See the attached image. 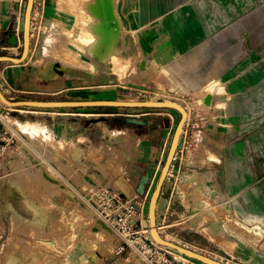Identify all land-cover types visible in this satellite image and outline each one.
Returning a JSON list of instances; mask_svg holds the SVG:
<instances>
[{"label": "rangeland", "instance_id": "rangeland-1", "mask_svg": "<svg viewBox=\"0 0 264 264\" xmlns=\"http://www.w3.org/2000/svg\"><path fill=\"white\" fill-rule=\"evenodd\" d=\"M69 1H36L24 72L32 77L34 71V89L41 92L13 91L6 97L184 103L192 121L165 182L159 208L165 223H157L158 231L224 264H264V0H210V8L204 0H77L89 3L88 18ZM27 2L8 0L22 4L24 15L10 33L17 45L0 43V56L22 55ZM174 21H209L212 29L199 45H179L171 56L168 28ZM76 30L96 32L82 38ZM224 34L228 43L208 45ZM201 37L196 31L195 39ZM92 45L103 51L98 56L93 49L99 57L93 69L76 61ZM203 50L214 62L206 79L191 78L197 87L188 90L181 83L185 75L170 71V59L192 75ZM144 58L148 71L139 67ZM209 93L210 106L204 103ZM158 112L11 108L0 100V264H205L163 245L171 253L156 257L140 255L132 246L142 238L156 244L144 223L181 119L171 109L168 115ZM204 147L220 155L219 164H207L210 153ZM186 173L197 176L186 182ZM104 189L129 202H98L94 194ZM61 193L66 194L62 201ZM11 205L21 217H13ZM57 206L61 209L54 212ZM106 211L123 221L105 218Z\"/></svg>", "mask_w": 264, "mask_h": 264}, {"label": "crops", "instance_id": "crops-1", "mask_svg": "<svg viewBox=\"0 0 264 264\" xmlns=\"http://www.w3.org/2000/svg\"><path fill=\"white\" fill-rule=\"evenodd\" d=\"M36 1L37 0H35V6H34L33 14H35V11H36ZM203 3H204V6L206 8H210V0H208V1L204 0ZM69 5H71L74 8L81 9L82 13H83L82 16L87 15V18L89 15L92 14V12L89 13L87 10L84 9V7L88 8L89 3H87V2L84 3V2H77V0H70ZM12 6H16V7L18 6V12H17V10L12 11V8H13ZM23 11H24V8H23L22 4L8 3V0L7 1L6 0L0 1V14H1L0 15V18H1V22H0L1 41H0V43L5 42V43H8L9 45H12V44H10V41H11V38H10L11 34L10 33L19 29L20 24H22V17L24 15ZM12 19H13V21H12ZM81 19H80V21H81ZM33 20H34V17L32 15V21ZM8 24H9V26H8ZM89 24H91V23H89ZM5 28H6V31L4 32L3 29H5ZM214 28H217V27H214ZM211 29H212V27H211V24L209 21H202V22L201 21L200 22L199 21H197V22L196 21H185V22L174 21V22H171L170 27L168 28V30L170 31V36H171V40H172L171 41L170 55L173 56L174 52L176 54L178 53V46L179 45H185L186 47H188V49H190V47H194V46L199 45L200 41H203V40L205 41L206 37H208L210 35ZM196 31H202L203 37L195 39ZM76 32L78 34H80L82 36V38H88V37H92L95 34L94 32H96V31H92V32L87 31V32L83 33L80 30H78V31L76 30ZM5 35H8L9 39H7V38L4 39ZM224 35L225 36L222 38L221 37H215L213 40H208V45L211 46L212 42L213 43H219V44L222 42L228 43V40H230V39L226 38V36H227L226 34H224ZM112 38H114V37H112ZM91 43H93V42H91ZM93 45L90 47L91 48L90 53H88L89 49L88 48L86 49L87 52H86L85 57H83V55H81V57L76 55V61H78L80 59L82 62H85L87 65L90 64V67L92 69L95 66L93 59L99 58L98 56L96 58H94L93 49L95 48L94 50L96 52L95 53L96 55H98V50H97V46H93ZM203 46H205V43H203ZM186 52L190 53V51H188V50H183L182 53H186ZM30 53H29L27 60L24 63H21V64H15V63H10V62L0 63V87H1L4 94H6V95L9 93L11 94L13 91L17 92L19 94H31V93L33 94L35 92L40 91V89H39V91H36L34 89L36 86L35 85L36 83H35L34 71L32 73V77L29 75L28 70L26 73L24 72L26 70V68L29 66V60L31 58ZM54 54H55V52L53 51L52 55H54ZM196 58H195V60L198 62L197 63L198 72H195L192 75H188L185 71L184 72L190 79L193 77L195 79H197V78L198 79H206L205 70H207L208 67L211 66V63L214 62L213 58L211 56V53L209 52V50H206V51L203 50L201 57L198 59H196ZM143 60L147 61L148 68H150V64H149L148 59L144 58ZM170 60H171L172 65H173L175 57H171ZM48 61H50V60H48ZM50 72L53 73V71L51 69H50ZM208 78H209V76H208ZM207 95H212V94L209 93ZM207 95H205V97ZM205 97H204V99H205ZM163 101H175V100L164 99ZM213 101H214V97L212 96V102ZM177 103L184 106L186 108V110L188 111V119H187V122H186L185 127H184V131L182 134L185 136L189 130L188 128H189L190 122L192 121V115H191L189 108L186 107L184 103H181L179 101H177ZM163 110L167 111L170 109H161L162 112H158V114H160V115H166L167 114L168 115V113L163 111ZM173 111H175V110H173ZM176 112H178V111H176ZM170 115L172 116V118H173V116H175L173 114H170ZM154 121L155 122L157 121L156 118ZM167 122L168 121H166L164 123L160 122L159 126L160 127H162L163 125L167 126ZM157 123H159V122H157ZM184 146H185V144H184ZM204 149H207L206 151H208L209 153H214L215 156L216 157L218 156L217 158L219 159L220 155L214 149H212L210 147H208V148L204 147ZM183 150H184V148L178 150L172 167L176 166L178 156L181 152H183ZM207 164L208 165H215V164H219V163H218V161H216V159H212L210 157L207 159ZM213 174H216V173H213ZM164 188H165V185L163 187V190H162L159 202H158V207H157V223L159 225H162L165 223L164 217L162 219H160V217H159V208H160L163 196H164ZM11 206L13 207L14 210H16L18 212V210L16 208H14L13 205H11ZM163 209H164V207H163ZM162 213H164V212H162Z\"/></svg>", "mask_w": 264, "mask_h": 264}, {"label": "water", "instance_id": "water-1", "mask_svg": "<svg viewBox=\"0 0 264 264\" xmlns=\"http://www.w3.org/2000/svg\"><path fill=\"white\" fill-rule=\"evenodd\" d=\"M35 0H28L25 17H24V28H23V52L20 57H13L9 55L0 56V63L10 62L15 64L24 63L30 52V40H31V24H32V15L34 11ZM10 43L12 45H17L18 38L12 33V38ZM147 67V61L143 60L140 63V69L145 70ZM0 100L9 107H30V108H94V107H118V108H150V109H171L178 111L181 115V119L175 130L173 140L167 155L165 165L163 167L162 173L160 175L159 181L156 185L154 193L150 200L149 205V221H145V226L149 227L150 233L154 240L159 244L172 248L179 253L186 255L192 259L201 261L205 264H224L215 259H212L206 255L183 247L180 244L172 242L163 238L157 226V207L158 202L165 185V182L168 178L169 172L174 163V159L177 155L178 150L183 148V139L182 134L184 131L185 124L188 119V111L184 106L177 102L173 101H121V100H86V101H38V100H21V101H11L3 93L0 87ZM204 103L208 106L212 103V95H207L204 99ZM130 121V120H129ZM133 123H140L138 120H131ZM148 181V178L143 179L141 183V189L144 188L145 184Z\"/></svg>", "mask_w": 264, "mask_h": 264}, {"label": "built area", "instance_id": "built-area-1", "mask_svg": "<svg viewBox=\"0 0 264 264\" xmlns=\"http://www.w3.org/2000/svg\"><path fill=\"white\" fill-rule=\"evenodd\" d=\"M1 132L2 129L0 128V136H1ZM3 139L0 137V142ZM173 171V169L171 168L170 170V175L172 174L171 172ZM95 198L98 200V202L101 203H111V204H116V205H124V201H126V203H128L129 201L127 200L126 195L124 194H116V193H112L109 190H100L98 192H95ZM109 201V202H108ZM103 204V205H104ZM106 217L105 218H109L112 219L113 218H119L118 221H123V217L122 215H113V212H107L106 211ZM141 214L142 211H141ZM125 221V220H124ZM136 251L140 254L145 256L146 254L155 256L156 255H162V256H167L170 252V250H168L165 247H162L158 244L155 243H147L145 238L139 239V241H134L133 245H132ZM145 254V255H144ZM141 257V256H140Z\"/></svg>", "mask_w": 264, "mask_h": 264}, {"label": "bare ground", "instance_id": "bare-ground-1", "mask_svg": "<svg viewBox=\"0 0 264 264\" xmlns=\"http://www.w3.org/2000/svg\"><path fill=\"white\" fill-rule=\"evenodd\" d=\"M34 21V20H33ZM33 21H32V24H31V32H32V27H33ZM32 34V33H31ZM88 40V39H87ZM102 53H103V51L100 49V47H99V50H98V56H101L102 55ZM139 67H140V65H139ZM170 71L171 72H175V73H179V74H181V75H185V77L182 79V81H181V83L186 87V88H189L188 90H191L192 88H194V87H197L196 86V84L193 82V80L192 79H190L186 74H185V72L183 71V70H181V69H177L176 67H174L173 65H171L170 64ZM142 70V69H141ZM149 70V68H148V65H147V67H146V69L145 70H143V71H148ZM52 71H53V73L56 71L54 68L52 69ZM11 108H14V107H11ZM29 125V124H28ZM34 125V124H33ZM23 127V126H22ZM30 127H31V125H30ZM25 128V127H24ZM33 130L34 131H39L40 129L39 128H37V127H33ZM33 130H32V132H33ZM27 133V132H26ZM30 135V134H29ZM32 136V135H31ZM35 136V135H34ZM34 136H32V138H34ZM209 157H211L212 159H217V157L215 156V154L214 153H210V155H209ZM194 164V163H193ZM170 173V172H169ZM170 175V174H169ZM168 175V176H169ZM196 174H190V173H186V175L184 176V181H186V182H188V181H191V180H194L195 178H196ZM64 198H66V194L65 193H61L60 195H59V200L60 201H62ZM61 209V207L60 206H57V209H55L54 210V212L55 211H58V210H60ZM11 214L13 215V217H21L20 216V214L16 211V210H14L13 209V207L11 206ZM150 230V229H149ZM153 238V237H152ZM154 239V238H153ZM155 241V240H154ZM156 242V241H155ZM156 244H158V245H161V244H159L158 242H156ZM183 255V254H182Z\"/></svg>", "mask_w": 264, "mask_h": 264}]
</instances>
